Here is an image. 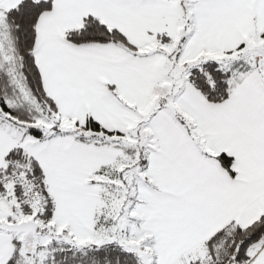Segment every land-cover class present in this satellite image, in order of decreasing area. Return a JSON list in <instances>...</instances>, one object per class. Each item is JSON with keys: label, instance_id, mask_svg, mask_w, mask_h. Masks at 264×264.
<instances>
[{"label": "snow or ice", "instance_id": "obj_1", "mask_svg": "<svg viewBox=\"0 0 264 264\" xmlns=\"http://www.w3.org/2000/svg\"><path fill=\"white\" fill-rule=\"evenodd\" d=\"M0 264H264V0H0Z\"/></svg>", "mask_w": 264, "mask_h": 264}]
</instances>
